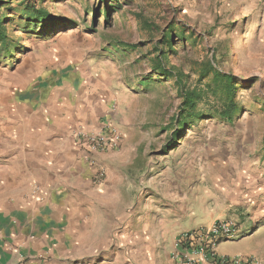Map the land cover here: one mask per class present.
Returning a JSON list of instances; mask_svg holds the SVG:
<instances>
[{"label": "rangeland", "instance_id": "rangeland-1", "mask_svg": "<svg viewBox=\"0 0 264 264\" xmlns=\"http://www.w3.org/2000/svg\"><path fill=\"white\" fill-rule=\"evenodd\" d=\"M105 3L108 19L100 0H0V132L19 110L65 111L56 100L93 85L134 156L136 171L119 178L121 220L186 230L232 220L242 235L220 241L219 254L264 251V0ZM25 8L52 17L31 19ZM162 52L170 75L151 67ZM208 62L233 76L230 120L218 115L226 94L203 72ZM175 74L184 89H203L199 116L184 117ZM160 198L176 216L148 204Z\"/></svg>", "mask_w": 264, "mask_h": 264}, {"label": "crops", "instance_id": "crops-1", "mask_svg": "<svg viewBox=\"0 0 264 264\" xmlns=\"http://www.w3.org/2000/svg\"><path fill=\"white\" fill-rule=\"evenodd\" d=\"M95 90L59 98L58 113L21 109L1 130L0 264H174L171 246L186 228L120 218L119 178L126 166L136 171L127 141L97 156L105 177L95 185L70 136L77 124L96 128L111 116ZM148 204L175 213L161 198ZM260 250L249 254L264 258Z\"/></svg>", "mask_w": 264, "mask_h": 264}, {"label": "built area", "instance_id": "built-area-1", "mask_svg": "<svg viewBox=\"0 0 264 264\" xmlns=\"http://www.w3.org/2000/svg\"><path fill=\"white\" fill-rule=\"evenodd\" d=\"M70 136L79 145L84 162L93 172L92 183L100 184L105 177V168L97 156L121 146V130L111 119L105 118L96 128L77 124L71 129ZM240 230L235 222L224 219L216 220L208 227L182 231L173 240L170 258L174 264H262V260L253 254L230 256L216 251L220 241L239 236Z\"/></svg>", "mask_w": 264, "mask_h": 264}, {"label": "trees", "instance_id": "trees-1", "mask_svg": "<svg viewBox=\"0 0 264 264\" xmlns=\"http://www.w3.org/2000/svg\"><path fill=\"white\" fill-rule=\"evenodd\" d=\"M104 6L102 7V14L104 18H109V9L106 7V0H100ZM117 1V0H115ZM118 3V2H116ZM20 12H23L24 15H28L31 17V19H41V18H47L52 17L49 15L44 9L42 8H31L29 11L27 9L19 10ZM5 18V14L0 16V42L5 43L6 38V30H4L3 25H1L2 20ZM163 42L168 46V50H174V48L171 46V34L170 32H167L164 36ZM167 60V56L165 52L160 53L159 55H156L155 57L151 58V67L154 71H157L158 73L162 74H172L174 73L171 68H166L164 61ZM206 69H204L203 72L212 71L213 72V80L216 81V83L220 84V87L222 88L223 92L226 94L225 101L222 102V107L218 111V115L221 117H224L228 120H230L233 117V114L236 110L235 102L232 99L233 96V76L230 73H222L215 69V67L212 65L211 62L207 63ZM176 75V74H175ZM175 82H177L179 90L182 91V81L180 79V76L176 75ZM183 93V105L182 110L186 112L184 117L188 114L190 117L199 116L198 114H194L193 111L195 109L196 103L202 98V92L203 89L196 90V89H184ZM184 123V120L182 119L179 122V127H182Z\"/></svg>", "mask_w": 264, "mask_h": 264}]
</instances>
